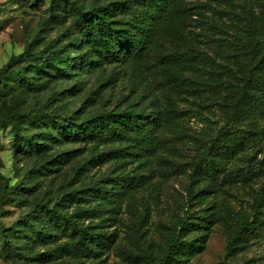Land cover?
<instances>
[{
  "label": "trees",
  "instance_id": "trees-1",
  "mask_svg": "<svg viewBox=\"0 0 264 264\" xmlns=\"http://www.w3.org/2000/svg\"><path fill=\"white\" fill-rule=\"evenodd\" d=\"M173 0H52L50 22L64 25L54 37L38 34L24 51L13 55L0 68V101L14 106L0 115V127L10 128L14 159L29 161L23 179L10 183L4 176L0 203L23 206L28 211L17 222L5 226L0 218V240L6 259L22 264H85L102 258L118 243L119 232L111 218L97 222L98 210H74L92 193L115 207L127 193L140 189L146 180L150 159L158 152L161 131L167 119L181 111L168 95L162 104L147 79L143 63L172 12ZM52 20V21H51ZM50 23V24H51ZM174 34L179 30L172 29ZM235 58L243 59L237 84L224 87L229 111L221 154L206 153L208 182L188 192L184 213L165 237L157 254L141 249L131 257L136 264H191L203 253L216 223L213 206L196 210L194 204L212 195L226 161L244 150V140L263 134L264 129V33L243 46ZM209 67L213 59L194 56ZM184 55L174 52L157 58L163 82L176 91L187 85L177 70ZM130 65L133 80L129 93L111 108L70 109L66 99L77 94L83 82L51 93L43 105L29 104L37 95L61 80L78 79L109 67ZM204 73L211 74L204 68ZM224 84V86H222ZM143 86V88H141ZM65 144H100L103 149L81 162L77 170L90 171L98 164L121 160L132 166L126 173L102 178L94 187L40 194V182L64 171L76 157L71 149L55 152ZM86 196V197H85ZM34 198V200L31 199ZM264 232V194L254 210L241 218L228 238L226 258L238 260Z\"/></svg>",
  "mask_w": 264,
  "mask_h": 264
},
{
  "label": "rangeland",
  "instance_id": "rangeland-1",
  "mask_svg": "<svg viewBox=\"0 0 264 264\" xmlns=\"http://www.w3.org/2000/svg\"><path fill=\"white\" fill-rule=\"evenodd\" d=\"M52 0H0V68L13 55L22 53L28 41L38 34L54 38L64 25L50 22ZM52 21V20H51ZM51 23V24H50ZM179 30L174 34L172 29ZM264 33V0H173L172 12L143 63L147 79L155 87L162 104L170 95L181 111L177 119H167L161 131L158 152L150 159L144 185L127 193L118 207L93 193L81 203L74 202L70 211L98 210L97 222L111 218L118 230L116 246L103 258V264H136L132 256L148 250L155 254L163 248L165 237L177 225L188 200V192L196 191L208 182L205 171L206 153L221 154L229 111L220 80L232 86L243 71V59L233 55ZM181 52L183 65L177 70L184 74L187 85L182 91L168 87L162 80L157 58ZM208 54L210 67L198 61ZM130 65L109 67L78 79L61 80L37 95L29 104L43 105L51 93L69 89L77 80L82 89L70 95L65 103L70 109L101 111L119 102L129 93L133 80ZM204 68L211 74L204 73ZM224 86V84L222 85ZM143 88V86H141ZM14 106L0 101V115ZM264 129V123L261 124ZM10 128L0 127V196L5 178L14 183L25 177L29 161H16L11 150ZM244 150L226 161L219 173V182L212 195L200 197L193 205L196 210L213 206L216 223L203 253L191 264H264V232L260 239L238 260L226 258L227 241L237 222L254 210L264 194V133L244 140ZM71 149L76 157L62 172L40 182V194L56 196L61 191L94 187L102 178L126 173L132 166L121 160L98 164L90 171L78 172L77 167L92 154L103 149L100 144H65L55 152ZM34 200V198L31 199ZM23 206L0 203V218L5 226L17 222L28 211ZM88 261L85 264H97ZM0 264H22L19 259H6L0 240Z\"/></svg>",
  "mask_w": 264,
  "mask_h": 264
}]
</instances>
